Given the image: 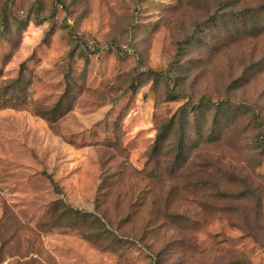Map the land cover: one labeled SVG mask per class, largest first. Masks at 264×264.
<instances>
[{
    "label": "rangeland",
    "instance_id": "obj_1",
    "mask_svg": "<svg viewBox=\"0 0 264 264\" xmlns=\"http://www.w3.org/2000/svg\"><path fill=\"white\" fill-rule=\"evenodd\" d=\"M17 81L0 264H264V0H0V103Z\"/></svg>",
    "mask_w": 264,
    "mask_h": 264
},
{
    "label": "trees",
    "instance_id": "obj_2",
    "mask_svg": "<svg viewBox=\"0 0 264 264\" xmlns=\"http://www.w3.org/2000/svg\"><path fill=\"white\" fill-rule=\"evenodd\" d=\"M38 21L42 22V18L41 17H37ZM149 75L152 76L153 78H155L156 80H160V78L162 77H170L171 76V72L169 70H167L166 72H156V71H149ZM16 84L12 85L11 88H9V91L11 93V96H9L8 98H4L2 100V102L0 103V108H3V107H17L18 106V103H14L15 101H19V98L18 97H13L15 94L17 93H24L25 92V89L23 88L24 86H22V82H15ZM170 98H173V99H176V98H179L180 96L178 94H169ZM13 97V98H12ZM228 102V101H227ZM226 104H223V103H216V102H212L211 100H207V101H204V99H202L197 105H192V103H188V106H189V110H202V108H204L203 112H201L200 114L201 115H205L206 112L210 111V108L211 106H214L217 108V111H218V114L216 115L217 117H220V118H224L226 117V113L228 110H225L226 107L225 106H231L229 104V102ZM231 109V108H229ZM57 110H47V109H44V108H40V107H37L36 108V112L37 114L39 115H42L46 118H48L49 120H55V113H56ZM174 122L171 121L170 123L164 125L161 130L159 131L158 135H157V138H156V141H155V144H154V148H153V152H159L160 150H162V147L164 145V143L169 139L173 129H174ZM198 133L200 134V132L198 131ZM201 135V134H200ZM187 150V147H186V142H185V138L182 137L180 143H179V147H178V157H181L183 155V153ZM50 179L51 176H49ZM52 182L54 183V186L57 188L55 182L52 180ZM58 208H62L64 211H65V215L67 216V218L70 217V215H73V214H77L79 211L78 210H74L72 207L66 205L65 203L63 202H56L55 203V206H54V210L55 209H58ZM83 214V213H81ZM58 220H60V218H57Z\"/></svg>",
    "mask_w": 264,
    "mask_h": 264
}]
</instances>
